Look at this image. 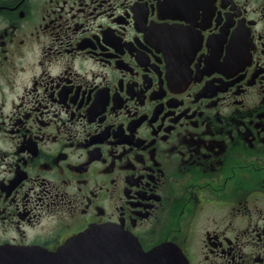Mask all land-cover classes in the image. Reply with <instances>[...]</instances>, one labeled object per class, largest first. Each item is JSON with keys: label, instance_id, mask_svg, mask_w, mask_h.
Here are the masks:
<instances>
[{"label": "flooded vegetation", "instance_id": "1", "mask_svg": "<svg viewBox=\"0 0 264 264\" xmlns=\"http://www.w3.org/2000/svg\"><path fill=\"white\" fill-rule=\"evenodd\" d=\"M106 226L264 264V0H0V246Z\"/></svg>", "mask_w": 264, "mask_h": 264}, {"label": "water", "instance_id": "2", "mask_svg": "<svg viewBox=\"0 0 264 264\" xmlns=\"http://www.w3.org/2000/svg\"><path fill=\"white\" fill-rule=\"evenodd\" d=\"M0 264H187L167 247L145 253L126 232L106 227L91 229L57 252L0 247Z\"/></svg>", "mask_w": 264, "mask_h": 264}]
</instances>
